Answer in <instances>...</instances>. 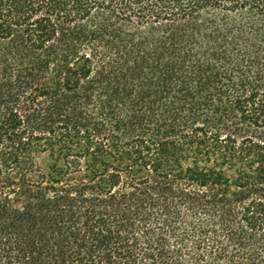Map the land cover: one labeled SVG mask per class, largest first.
<instances>
[{"label":"trees","instance_id":"trees-1","mask_svg":"<svg viewBox=\"0 0 264 264\" xmlns=\"http://www.w3.org/2000/svg\"><path fill=\"white\" fill-rule=\"evenodd\" d=\"M0 264H264V0H0Z\"/></svg>","mask_w":264,"mask_h":264}]
</instances>
